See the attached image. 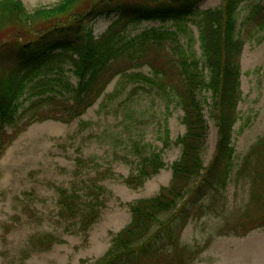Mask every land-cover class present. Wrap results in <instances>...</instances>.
Returning <instances> with one entry per match:
<instances>
[{
	"label": "trees",
	"instance_id": "trees-1",
	"mask_svg": "<svg viewBox=\"0 0 264 264\" xmlns=\"http://www.w3.org/2000/svg\"><path fill=\"white\" fill-rule=\"evenodd\" d=\"M201 2L58 0L29 10L20 0H0V155L35 122L80 118L116 77L103 107L147 88L183 110L185 132L176 140L182 151L171 165L169 184L129 204L130 222L90 264H193L204 246L184 244L182 232L194 207L212 193L214 208L232 181L247 184L249 197L239 212L226 205L219 211L222 232L245 235L264 227V134L236 171L233 143L242 99L241 52L248 38L264 36V0H222L209 8ZM102 15L114 17L99 35L78 28ZM143 21L162 25L134 34L131 27ZM32 34L36 37L27 38ZM144 65L149 72L138 70ZM207 106L217 128L208 163ZM169 144L167 135L164 145ZM135 147L137 163L128 176L105 168L71 187H58L57 217L66 223L64 233L89 236L111 194L102 183L106 179L120 178L138 189L166 166L161 149ZM63 235H31L24 253L50 250L65 241Z\"/></svg>",
	"mask_w": 264,
	"mask_h": 264
},
{
	"label": "rangeland",
	"instance_id": "rangeland-1",
	"mask_svg": "<svg viewBox=\"0 0 264 264\" xmlns=\"http://www.w3.org/2000/svg\"><path fill=\"white\" fill-rule=\"evenodd\" d=\"M20 1L33 10L58 0ZM221 1L202 0L200 7H216ZM247 3L241 5L238 21L244 16ZM113 17L102 15L78 28L99 35ZM160 25L158 21H143L131 30L136 34ZM192 29L197 37L196 27L192 25ZM261 35L263 32L248 38L241 52L242 99L238 104L240 118L233 132L235 171L247 150L264 134V36ZM34 37L32 34L27 38ZM138 70L149 72V67L144 65ZM118 79L108 84L103 96L114 90ZM103 96L71 123L57 120L33 123L0 155V264H90L109 248L112 234L130 222L129 204L153 196L169 184L171 165L182 151L176 140L185 132L181 107L177 103L169 106L167 100L147 88L130 95L125 93L104 107ZM206 115L210 126L205 154L208 163L215 149L217 128L208 106ZM167 135L169 146L164 145ZM145 144L162 150L166 166L138 189L129 188L120 178L106 179L102 183L111 194L89 236L64 233L66 223L60 224L57 217L58 187H71L73 182H82L105 168L128 176L137 163L135 146ZM212 195L194 207L182 232L184 244L204 246L193 264H264V227L245 235L225 234L220 228L224 221L219 211L225 205L241 211L248 201L249 186L232 181L214 208L209 207ZM48 231L64 234L65 241L50 250L24 253L31 235Z\"/></svg>",
	"mask_w": 264,
	"mask_h": 264
}]
</instances>
